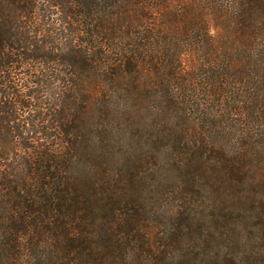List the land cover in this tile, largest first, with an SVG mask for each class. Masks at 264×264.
Instances as JSON below:
<instances>
[{
  "label": "trees",
  "instance_id": "obj_1",
  "mask_svg": "<svg viewBox=\"0 0 264 264\" xmlns=\"http://www.w3.org/2000/svg\"><path fill=\"white\" fill-rule=\"evenodd\" d=\"M246 256L264 264V0H0V264Z\"/></svg>",
  "mask_w": 264,
  "mask_h": 264
},
{
  "label": "rangeland",
  "instance_id": "obj_2",
  "mask_svg": "<svg viewBox=\"0 0 264 264\" xmlns=\"http://www.w3.org/2000/svg\"><path fill=\"white\" fill-rule=\"evenodd\" d=\"M246 227L248 228V224L246 225ZM243 245H238L237 247L232 246V249L230 251H232L235 254L238 255V260H240L244 255H248V230L243 232ZM248 264V256H246V258H244L243 260L240 261V264ZM228 264H232L231 262Z\"/></svg>",
  "mask_w": 264,
  "mask_h": 264
}]
</instances>
